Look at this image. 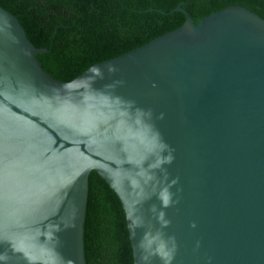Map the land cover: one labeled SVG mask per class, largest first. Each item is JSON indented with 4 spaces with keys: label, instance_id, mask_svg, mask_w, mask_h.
I'll use <instances>...</instances> for the list:
<instances>
[{
    "label": "water",
    "instance_id": "obj_1",
    "mask_svg": "<svg viewBox=\"0 0 264 264\" xmlns=\"http://www.w3.org/2000/svg\"><path fill=\"white\" fill-rule=\"evenodd\" d=\"M173 9L180 26L63 81L0 5V264H86L93 169L133 264H264V17Z\"/></svg>",
    "mask_w": 264,
    "mask_h": 264
},
{
    "label": "trees",
    "instance_id": "obj_2",
    "mask_svg": "<svg viewBox=\"0 0 264 264\" xmlns=\"http://www.w3.org/2000/svg\"><path fill=\"white\" fill-rule=\"evenodd\" d=\"M181 2L198 18L230 4L264 17V0H0L15 14L54 77L68 81L91 64L137 48L180 26ZM150 7H152L150 9ZM86 264H133L125 211L114 189L96 170L88 176L84 222Z\"/></svg>",
    "mask_w": 264,
    "mask_h": 264
}]
</instances>
